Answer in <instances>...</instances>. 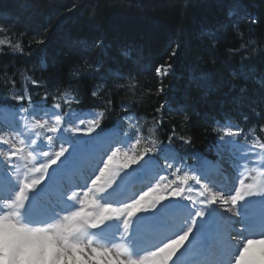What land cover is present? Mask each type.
<instances>
[{
  "label": "trees",
  "instance_id": "obj_1",
  "mask_svg": "<svg viewBox=\"0 0 264 264\" xmlns=\"http://www.w3.org/2000/svg\"><path fill=\"white\" fill-rule=\"evenodd\" d=\"M0 28V104L78 96L74 110H106L101 127L134 114L146 140L191 138L173 139L186 157L209 156L221 127L264 138V0H0Z\"/></svg>",
  "mask_w": 264,
  "mask_h": 264
},
{
  "label": "snow or ice",
  "instance_id": "obj_2",
  "mask_svg": "<svg viewBox=\"0 0 264 264\" xmlns=\"http://www.w3.org/2000/svg\"><path fill=\"white\" fill-rule=\"evenodd\" d=\"M14 48L22 51L18 43ZM171 70L166 63L155 71L166 77ZM11 99L17 104H0V201L18 204L29 220L56 219L89 193L119 214L91 228L95 240L88 251L99 248L154 264H238L250 240H264V185L255 179L264 175L257 172V166L264 168V138L255 128L221 127L213 158L186 157L173 139L190 144L191 138L173 132L167 144L146 140L134 114L126 117V131L120 123L101 127L106 110H74L73 104L83 102L78 96L57 94L48 105L47 92L35 103L25 89L13 91ZM25 153L34 154L37 174L31 178L21 171Z\"/></svg>",
  "mask_w": 264,
  "mask_h": 264
},
{
  "label": "rangeland",
  "instance_id": "obj_3",
  "mask_svg": "<svg viewBox=\"0 0 264 264\" xmlns=\"http://www.w3.org/2000/svg\"><path fill=\"white\" fill-rule=\"evenodd\" d=\"M26 154H24V158H26ZM240 161L243 160L236 162ZM30 165L29 178L35 176L33 164ZM262 176L259 175V177ZM86 195V198H92L89 193ZM91 203L96 204L94 199H91ZM98 210V212H104L100 208ZM94 218L90 215L88 219L96 223L99 222ZM50 235L52 236L51 239L46 240V238L37 236L31 231L27 233L20 230L12 224L10 217L0 222V247L6 249V252L3 253H11L9 258L14 261V264H154V262L143 259L118 258L112 252L99 248H92L91 251H88L91 244L76 240L71 234L69 224L63 225L59 232ZM2 255L4 256V254ZM6 259L2 257L0 264H8ZM254 259L256 262L249 259L248 262L242 264H264L262 260H259V257Z\"/></svg>",
  "mask_w": 264,
  "mask_h": 264
},
{
  "label": "bare ground",
  "instance_id": "obj_4",
  "mask_svg": "<svg viewBox=\"0 0 264 264\" xmlns=\"http://www.w3.org/2000/svg\"><path fill=\"white\" fill-rule=\"evenodd\" d=\"M108 59H112L110 54H107ZM122 67L127 66V64H122ZM243 256H240L242 258ZM248 257L250 259L259 257V260H262L264 262V240H259V241H253L250 243V246L248 247L247 254L245 257H243L242 262L244 260H247Z\"/></svg>",
  "mask_w": 264,
  "mask_h": 264
}]
</instances>
